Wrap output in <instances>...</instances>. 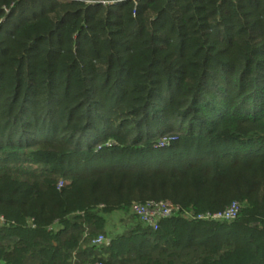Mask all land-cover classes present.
<instances>
[{
	"label": "trees",
	"instance_id": "obj_1",
	"mask_svg": "<svg viewBox=\"0 0 264 264\" xmlns=\"http://www.w3.org/2000/svg\"><path fill=\"white\" fill-rule=\"evenodd\" d=\"M0 214V264H264V0H0Z\"/></svg>",
	"mask_w": 264,
	"mask_h": 264
},
{
	"label": "built area",
	"instance_id": "obj_2",
	"mask_svg": "<svg viewBox=\"0 0 264 264\" xmlns=\"http://www.w3.org/2000/svg\"><path fill=\"white\" fill-rule=\"evenodd\" d=\"M71 1V0H64ZM87 3H102L105 5L117 3L119 0H81ZM242 204L240 201H234L228 205L225 209L221 211H208L207 213H198L194 215L196 219L200 220H217V221H233L235 220L240 213ZM179 211V206L174 204L170 200H149L144 203H133L131 207V212L136 214L144 225L152 227L153 229H158L160 222L163 219L171 217L174 213ZM189 216V215H186ZM5 218L0 214V223H4ZM80 222L83 223V219H80ZM85 225V224H84ZM86 235L88 232L86 231ZM94 243H104L108 245L110 239L103 235L99 234L98 237L93 238ZM92 264V263H87ZM95 264H102L101 262H96Z\"/></svg>",
	"mask_w": 264,
	"mask_h": 264
},
{
	"label": "rangeland",
	"instance_id": "obj_3",
	"mask_svg": "<svg viewBox=\"0 0 264 264\" xmlns=\"http://www.w3.org/2000/svg\"><path fill=\"white\" fill-rule=\"evenodd\" d=\"M131 212V211H130ZM128 215L125 213H115L107 218V228L106 234L107 237H111L116 233L123 232L127 229L132 223L128 219Z\"/></svg>",
	"mask_w": 264,
	"mask_h": 264
}]
</instances>
